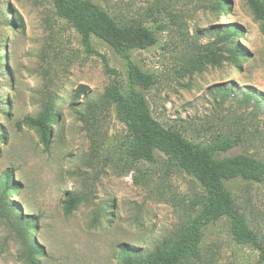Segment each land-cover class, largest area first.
<instances>
[{
    "label": "rangeland",
    "instance_id": "obj_1",
    "mask_svg": "<svg viewBox=\"0 0 264 264\" xmlns=\"http://www.w3.org/2000/svg\"><path fill=\"white\" fill-rule=\"evenodd\" d=\"M95 1L155 31L158 43L132 58L155 74L145 94L159 122L201 144L238 137L222 156L264 161V34L245 0H221L224 9L220 0ZM231 26L241 32L218 50L216 38ZM92 43L88 52L52 0H0V264H26L25 233L14 225L27 218L28 236L43 252L39 264H123L122 249L145 258L196 211L201 187L163 153L152 163L127 158L126 127L105 98L113 80L105 60L122 86L124 62L97 38ZM209 47L229 57L226 49L237 47L244 56L206 63ZM46 101L53 107L48 146L24 123ZM6 170L12 192L3 185ZM232 188L264 241V182L238 180ZM66 192L81 199L69 215ZM199 264L262 263L257 251L233 241L222 218L205 228Z\"/></svg>",
    "mask_w": 264,
    "mask_h": 264
},
{
    "label": "trees",
    "instance_id": "obj_2",
    "mask_svg": "<svg viewBox=\"0 0 264 264\" xmlns=\"http://www.w3.org/2000/svg\"><path fill=\"white\" fill-rule=\"evenodd\" d=\"M245 2L260 22L264 34V0ZM52 3L55 14L74 27L88 52H95L92 39L97 38L123 59L126 73L124 86L120 83L117 71L109 67L105 60L106 71L113 76L105 90V98L113 106L116 119L126 127L127 158L152 163L156 160V152L163 153L174 165L193 177L202 189L201 196L194 202L197 205L195 213L189 217L174 240L165 242L143 259L134 258L132 252L122 249L121 262L199 264L205 228L226 218L233 241L257 251L258 261L264 264V241L252 230L248 218L237 205L232 188L238 180L263 183L264 161L247 153L222 156L221 153L239 143L238 137H224L208 144L196 143L180 130L164 126L153 116L145 91L151 90L155 84V74L143 70L132 58L133 51L146 50L158 43L152 28L135 20H119L95 0H52ZM219 6L224 9L227 5L220 0ZM240 32L236 27H226L215 40L216 44H221L218 50L224 51L225 44L231 43ZM226 50L231 54L230 57L209 47L201 59L218 65L226 59L244 56L237 47ZM77 97L78 94L75 95ZM52 117L53 107L46 101L36 118L27 117L24 120L28 127L40 132L41 142L45 146H48L51 138ZM11 176V172L6 170L3 177L4 188L10 192L13 189ZM66 196L63 212L69 215L81 199L73 192H66ZM17 222L14 227L25 233L21 237L23 260L26 264H39L37 256L43 252L28 236V232L33 229L32 219Z\"/></svg>",
    "mask_w": 264,
    "mask_h": 264
}]
</instances>
